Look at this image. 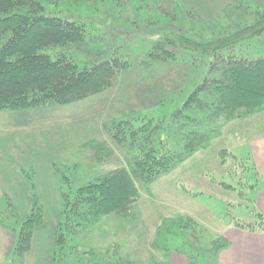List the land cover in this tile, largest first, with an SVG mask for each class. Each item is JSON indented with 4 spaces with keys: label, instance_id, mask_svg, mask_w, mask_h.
<instances>
[{
    "label": "rangeland",
    "instance_id": "1",
    "mask_svg": "<svg viewBox=\"0 0 264 264\" xmlns=\"http://www.w3.org/2000/svg\"><path fill=\"white\" fill-rule=\"evenodd\" d=\"M37 1L45 15L85 25L87 39L81 45L41 51L52 59L66 57L80 69L112 52L138 65L136 55L144 47L139 39H154L169 18L161 11L154 12L158 5L168 6L166 0ZM183 2L198 7L208 23L202 36L196 34L192 22L184 26L196 42L215 38L214 25L235 30L243 18L247 20L240 10L264 7V0ZM157 19L162 22L160 27ZM175 27H180L177 18ZM235 53L248 59L264 58V34L239 43ZM180 54L182 59L186 56ZM205 56L191 58L192 68L209 72L211 58ZM168 66L160 65L161 74L153 80L164 106L170 103L177 109L181 93L175 85L189 77L181 70L182 64L174 69ZM138 67L124 72L115 88L74 104L0 111V264H78L70 245L63 250L55 245L54 226L63 192L68 186L76 189L116 168L128 167L139 154L129 134L118 140L124 134L112 125L115 120H127L136 113L162 114V104L154 101L149 107L147 101L153 89L149 81L152 73ZM154 70L149 67L148 71ZM172 79H178L174 86L169 85ZM214 125L215 133L206 147L155 182L137 184L140 199L129 216L108 217L70 243L81 254L95 251L104 257L113 250L126 264H218L216 245L233 237L234 224L255 226L261 221L254 191L255 143L264 136V118L222 117ZM245 127L254 130L245 131ZM224 149L229 155L221 153ZM34 201L43 207L44 218L33 233L32 251L21 257L16 250L20 229Z\"/></svg>",
    "mask_w": 264,
    "mask_h": 264
},
{
    "label": "trees",
    "instance_id": "2",
    "mask_svg": "<svg viewBox=\"0 0 264 264\" xmlns=\"http://www.w3.org/2000/svg\"><path fill=\"white\" fill-rule=\"evenodd\" d=\"M166 1L168 6L158 5L154 10L168 15L165 29L154 39H139L144 47L136 55L140 60L136 64L142 72L153 75L149 78L153 84L151 98L147 100L151 103L149 107L157 101L162 104V114L136 113L127 120H115L112 125L124 134L118 140H125L129 134L131 145L138 147L139 154L129 161L128 167L116 168L76 189L68 186L61 196L62 209L54 226L55 245L59 250L70 245L71 255L78 264H126L113 250H108L104 257L95 251L81 254L70 242L108 217L129 216L140 199L137 184L155 182L206 147L215 133L216 120L252 117L264 111V58L248 59L235 53L239 43L264 34V7L251 10L247 5L244 11L240 10L247 20L243 18L235 30L231 31V26L214 25L215 38H200L196 42L192 35L186 34L184 26L192 22L196 34L202 36L208 23L201 10L184 4L183 0ZM175 18L180 27H175ZM159 23L162 22L157 19V27L161 26ZM86 39L84 24L45 15L43 5L37 0H0V111L74 104L115 88L124 72L139 68L115 52L83 69L66 57L52 59L41 53L67 44L81 45ZM180 52L187 57L182 59ZM197 54L211 58L209 72L205 68H192L191 58L198 57ZM164 63L171 69L182 64L181 70L189 77L181 84L178 79L169 82L170 86L178 83L175 88L181 93L177 109L170 103L164 106V100L156 94L160 91L157 92L154 80L157 73L160 76V65ZM149 67L155 70L148 71ZM227 152L221 151L229 155ZM31 211L22 224L16 247L21 257L32 251L33 233L44 218L43 207L36 201ZM258 216L261 222L255 226L234 225L264 231V218ZM218 244L219 251L227 243Z\"/></svg>",
    "mask_w": 264,
    "mask_h": 264
},
{
    "label": "crops",
    "instance_id": "3",
    "mask_svg": "<svg viewBox=\"0 0 264 264\" xmlns=\"http://www.w3.org/2000/svg\"><path fill=\"white\" fill-rule=\"evenodd\" d=\"M254 116L264 118V112ZM244 130L252 131L254 128L245 127ZM255 144L256 214H261L264 218V136L258 137ZM226 243V246L218 251V264H264V231H251L234 225L233 237L227 239Z\"/></svg>",
    "mask_w": 264,
    "mask_h": 264
}]
</instances>
